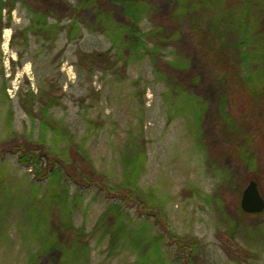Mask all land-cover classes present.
<instances>
[{"label":"rangeland","instance_id":"374dc122","mask_svg":"<svg viewBox=\"0 0 264 264\" xmlns=\"http://www.w3.org/2000/svg\"><path fill=\"white\" fill-rule=\"evenodd\" d=\"M126 1L15 0L0 14V264H264V212L237 211L249 180L264 196V98L199 51L194 34L207 29L210 1L139 0L140 34L178 25L188 40L153 56H132L125 45ZM39 14L47 27L32 20ZM188 52L200 83L184 82L183 91L165 66ZM30 92L34 117L22 105ZM52 96L59 101L48 116L61 137L41 129L39 108ZM30 135L57 152L79 147L101 178L67 184L66 235L53 233L59 207L50 184L18 161L16 139ZM108 183L134 186L157 216L145 218L144 205ZM113 203L123 219L95 229Z\"/></svg>","mask_w":264,"mask_h":264},{"label":"trees","instance_id":"16d2710c","mask_svg":"<svg viewBox=\"0 0 264 264\" xmlns=\"http://www.w3.org/2000/svg\"><path fill=\"white\" fill-rule=\"evenodd\" d=\"M12 0H0V14L2 10L7 6L9 12L12 11L15 6V0L9 5ZM211 2L210 10L212 13L205 19L207 23V29L198 33L196 29L195 38L197 42H202L200 52L206 56L212 63L219 68L223 69L224 74L237 80L238 82H244L246 86L253 87L252 94L256 96L257 100L264 98V0H208ZM142 1L139 0H127L124 2V18L128 20L123 22L120 26V31L123 34L125 45H128L131 50L132 56H141L144 53L153 54L158 53L162 47H168L175 42H188V40L181 39L179 36V26L168 31L167 28L160 24L157 29L149 31L146 35L139 33L137 25V15L142 12L144 8ZM8 4V5H7ZM85 5H87L85 3ZM100 2H94V8H97L99 14ZM66 8H72V4H68ZM207 15V14H206ZM48 16L46 14H39L37 18H33L34 22H38L42 27H47ZM165 22V20H163ZM180 22V21H175ZM56 26H48V30H54ZM200 29V28H199ZM194 30V29H193ZM212 34V37L210 34ZM119 35V34H118ZM117 35V36H118ZM152 39V43L155 44L149 47L145 38ZM185 38V37H184ZM200 39V40H199ZM176 44V43H175ZM145 47V48H144ZM144 52H142V50ZM191 52H188V56L183 57L179 62L169 60L166 62L165 71L171 73L172 76H177L179 81L176 84L181 90H185L184 82L189 84L199 85L200 79L199 73L196 68L189 65L192 59ZM193 56H196L193 54ZM162 60V59H160ZM156 71H164V65L158 62L156 65ZM165 73V72H164ZM259 85V86H258ZM262 87V89H261ZM179 91L178 88H175ZM30 97L28 103H23L24 109L31 117H34L33 112L35 104L32 103L34 99L33 92L27 93ZM59 98L52 96L49 101L43 102L41 107V120L42 133L45 135V131L52 130L56 133L57 137L64 135L60 124L53 123L48 113L56 104H58ZM223 109V107H221ZM225 114L223 111L222 115ZM15 151L18 152V161L21 165L32 167L37 175L36 180L40 183L47 181L50 184L49 198L57 203L58 221L56 228L58 232L55 234H65L66 229L72 227L71 212L70 215L63 219L62 213L67 211V202L65 197L69 191V185L74 182L77 185L84 183L82 188L98 185L100 177H97V172L93 165L86 159L85 153L76 146L73 153V146L70 144L65 150L57 152L49 149L45 145V138L43 136L39 140H34L33 137L24 136V138L16 139ZM72 142V140L70 141ZM72 147V148H71ZM0 158L2 155L0 154ZM103 181V179H102ZM110 190H116V194L124 195V197H135L136 201H139L141 205L145 207V214L148 217H156L155 213H152L150 203L140 195L139 191L134 186L127 184H105ZM134 187V188H133ZM65 203V204H64ZM72 211V210H70ZM237 211L240 214L249 215L243 212L240 207H237ZM62 212V213H61ZM109 219L111 225H115L123 219V208L118 204H111L106 212L100 217L95 226V229L99 225L105 224V220ZM107 232L110 231L107 229ZM63 231V232H61ZM72 238L78 239L80 236L71 234ZM161 237H155L153 244L159 242ZM57 241V240H56ZM76 240H74L75 242ZM64 240L57 241V244H64ZM177 243V242H176ZM181 249L185 250L186 245L181 241L177 243V251L180 253ZM193 254V250H190V254ZM187 261H190V256ZM191 264H195L194 261Z\"/></svg>","mask_w":264,"mask_h":264},{"label":"water","instance_id":"95a60500","mask_svg":"<svg viewBox=\"0 0 264 264\" xmlns=\"http://www.w3.org/2000/svg\"><path fill=\"white\" fill-rule=\"evenodd\" d=\"M240 208L248 214L264 212V196L257 181L251 179L242 191Z\"/></svg>","mask_w":264,"mask_h":264}]
</instances>
